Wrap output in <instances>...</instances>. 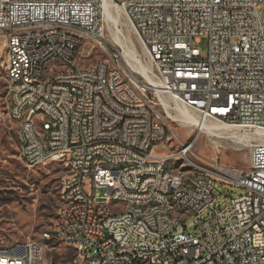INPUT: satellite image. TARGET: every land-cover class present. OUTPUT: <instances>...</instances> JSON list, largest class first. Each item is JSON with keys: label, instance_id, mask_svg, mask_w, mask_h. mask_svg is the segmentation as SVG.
Wrapping results in <instances>:
<instances>
[{"label": "built area", "instance_id": "1", "mask_svg": "<svg viewBox=\"0 0 264 264\" xmlns=\"http://www.w3.org/2000/svg\"><path fill=\"white\" fill-rule=\"evenodd\" d=\"M112 1L152 61L150 80L121 62V47L80 64L85 41H108L101 0H0V89L20 123V157L29 167L70 166L56 224L19 242L24 262L43 264L44 240L55 238L86 264H264V139L250 145L246 166L187 162L189 183L162 160L193 155L200 133L154 153L174 137L170 122H182L178 105L264 138V0ZM203 37L206 58L196 46ZM98 158L126 159L125 169H102ZM217 183L243 193L221 208ZM170 192L181 195L182 212L171 209ZM120 206L130 215L118 216ZM190 215L199 218L186 232Z\"/></svg>", "mask_w": 264, "mask_h": 264}, {"label": "rangeland", "instance_id": "2", "mask_svg": "<svg viewBox=\"0 0 264 264\" xmlns=\"http://www.w3.org/2000/svg\"><path fill=\"white\" fill-rule=\"evenodd\" d=\"M112 4L113 23L110 26L113 28L108 29V41L104 47L85 41L77 51V56L81 57L80 64L86 67L106 60L121 47L120 59L126 67V56L129 53L136 63L150 73L152 61L149 55L140 43L122 6L113 1ZM103 17L105 20L104 13ZM196 46L201 49L203 58H206L209 51L208 38H201ZM4 95L5 91L0 89V109L3 112L0 121V247L13 242L40 240L45 231L53 228L61 202L62 182L70 173L66 162L62 160L37 167H29L22 161L19 151L20 123L8 116ZM191 113L197 117L195 113ZM170 125L174 137L164 148H155L154 153L169 154L177 151L180 143L193 141L200 133L194 143V154L190 152L189 157L201 168H206L207 162L212 160L226 165L246 166L249 162L250 145L264 139L258 136L247 138L243 135H248L250 131L236 129L206 134L198 131L197 126L183 121L170 122ZM217 187L221 193L217 203L221 208L230 198L243 193L242 189L229 184L217 183ZM96 194L105 196L107 189L99 188ZM198 218L196 215H190L185 220L186 232L193 231L194 222ZM44 243L46 249L43 264H86L72 247L62 241L51 238L44 240Z\"/></svg>", "mask_w": 264, "mask_h": 264}, {"label": "bare ground", "instance_id": "3", "mask_svg": "<svg viewBox=\"0 0 264 264\" xmlns=\"http://www.w3.org/2000/svg\"><path fill=\"white\" fill-rule=\"evenodd\" d=\"M102 10L105 16V21L107 23V28L109 29L111 23H113V7L111 0H101ZM258 27H264V20H258ZM113 28V27H112ZM122 44V42H121ZM125 55V54H124ZM127 53L126 64L133 73L141 75L146 79H151V76L146 71V69L136 63ZM51 61H58V54H51ZM4 66V58L0 57V67ZM176 112L179 114L181 121L187 124H193L197 126L198 131L204 132L206 134H211L212 132H227L233 131L235 128L227 125L223 122L216 121H202L197 117L193 116L189 109H186L180 105L176 106ZM263 134L259 129L255 131H250V133L243 136L251 138L254 136L260 137ZM192 149H184V160L176 158H167V160H162V168L170 169V167L175 168V170L180 171L181 183H189V170L187 162H192L189 153ZM97 166L102 167V169H112V170H124L126 166V159H106L98 158ZM129 167H138V160H129ZM193 168H201L192 162ZM70 170V166H68ZM61 199H67V189H62ZM170 207L174 209L175 212H182V200L181 195L178 192H170ZM116 214L118 216H128L130 215V207L120 206L116 207ZM28 242H35V240H29ZM23 255H26V248L19 247V242H13L10 245L0 247V257L1 258H12V264H29L25 263ZM145 264H152V261H145Z\"/></svg>", "mask_w": 264, "mask_h": 264}]
</instances>
